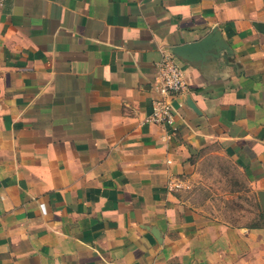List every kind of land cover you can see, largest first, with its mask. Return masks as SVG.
Instances as JSON below:
<instances>
[{"label": "crops", "instance_id": "crops-1", "mask_svg": "<svg viewBox=\"0 0 264 264\" xmlns=\"http://www.w3.org/2000/svg\"><path fill=\"white\" fill-rule=\"evenodd\" d=\"M209 35L167 139L144 120L158 62ZM203 153L259 202L264 0H2L0 264H264V224L194 203Z\"/></svg>", "mask_w": 264, "mask_h": 264}, {"label": "rangeland", "instance_id": "rangeland-1", "mask_svg": "<svg viewBox=\"0 0 264 264\" xmlns=\"http://www.w3.org/2000/svg\"><path fill=\"white\" fill-rule=\"evenodd\" d=\"M191 194L208 218L248 227L264 224L260 201L248 179L236 164L218 154L203 153Z\"/></svg>", "mask_w": 264, "mask_h": 264}, {"label": "built area", "instance_id": "built-area-1", "mask_svg": "<svg viewBox=\"0 0 264 264\" xmlns=\"http://www.w3.org/2000/svg\"><path fill=\"white\" fill-rule=\"evenodd\" d=\"M186 88L187 83L178 58L170 51L164 52L157 65L151 112L144 120L162 126L167 139L174 136L178 130L175 102Z\"/></svg>", "mask_w": 264, "mask_h": 264}, {"label": "water", "instance_id": "water-1", "mask_svg": "<svg viewBox=\"0 0 264 264\" xmlns=\"http://www.w3.org/2000/svg\"><path fill=\"white\" fill-rule=\"evenodd\" d=\"M212 37V35H209L208 37L197 41L193 43H187L185 45H180L177 47H174L171 51L172 53L180 60V58L184 59L187 57V55L191 51H199L202 53V50L206 51L207 46L209 44V40ZM189 105L193 107L192 103L189 102ZM258 198L262 207V210H264V192H258Z\"/></svg>", "mask_w": 264, "mask_h": 264}]
</instances>
